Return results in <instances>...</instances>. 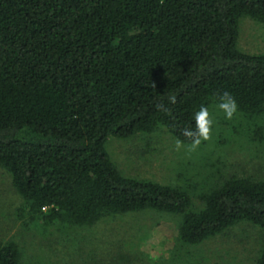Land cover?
<instances>
[{
  "label": "trees",
  "instance_id": "16d2710c",
  "mask_svg": "<svg viewBox=\"0 0 264 264\" xmlns=\"http://www.w3.org/2000/svg\"><path fill=\"white\" fill-rule=\"evenodd\" d=\"M243 17L264 23V0H0V167L28 221L153 210L179 216L184 245L243 222L264 234V175L162 184L122 175L105 148L157 130L191 144L195 113L228 92L264 157V55L238 48ZM0 264H24L14 240Z\"/></svg>",
  "mask_w": 264,
  "mask_h": 264
},
{
  "label": "rangeland",
  "instance_id": "374dc122",
  "mask_svg": "<svg viewBox=\"0 0 264 264\" xmlns=\"http://www.w3.org/2000/svg\"><path fill=\"white\" fill-rule=\"evenodd\" d=\"M237 34L240 50L264 55V23L243 17ZM208 111L210 138L194 150L181 142L178 147L173 136L157 130L109 137L108 156L122 175L162 184L205 182L216 167L223 173L262 177L264 157L261 146L248 139V119L237 111L225 119L217 106ZM22 202L10 173L0 167V242L14 240L24 264H255L264 239L263 232L243 222L197 245H184L177 240L179 216L153 210L85 226H45L28 221Z\"/></svg>",
  "mask_w": 264,
  "mask_h": 264
},
{
  "label": "clouds",
  "instance_id": "9594fccd",
  "mask_svg": "<svg viewBox=\"0 0 264 264\" xmlns=\"http://www.w3.org/2000/svg\"><path fill=\"white\" fill-rule=\"evenodd\" d=\"M170 100L171 102H175V97H171ZM217 107L223 111L225 119H232L238 108L235 98L228 92H224L219 97ZM194 119L195 128L185 129L183 133V135L188 137L191 141L190 150H194L198 147L202 140L207 141L210 138V131L213 123L209 111L205 106L200 107L199 111L195 113ZM177 146H180L179 141H177Z\"/></svg>",
  "mask_w": 264,
  "mask_h": 264
}]
</instances>
